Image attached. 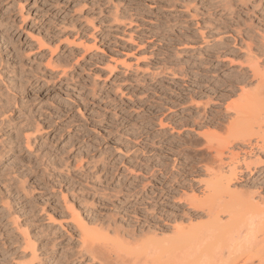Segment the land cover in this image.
<instances>
[{
	"label": "rangeland",
	"instance_id": "rangeland-1",
	"mask_svg": "<svg viewBox=\"0 0 264 264\" xmlns=\"http://www.w3.org/2000/svg\"><path fill=\"white\" fill-rule=\"evenodd\" d=\"M254 65L264 0H0V264L174 260L217 167L264 205V140L215 155Z\"/></svg>",
	"mask_w": 264,
	"mask_h": 264
},
{
	"label": "bare ground",
	"instance_id": "bare-ground-1",
	"mask_svg": "<svg viewBox=\"0 0 264 264\" xmlns=\"http://www.w3.org/2000/svg\"><path fill=\"white\" fill-rule=\"evenodd\" d=\"M255 66L256 65H254V68ZM258 68H255L259 73H257L259 76V80H257V92L251 95L249 93V96L243 94L245 96H242L241 102H233V104L227 107V109L233 111L234 118L230 121L228 120V125L227 127L225 126L228 132V137L225 138L228 140L225 141L224 139L222 145V142H219L220 144H217L218 142L216 143V156L221 154L220 151L222 152V148L228 147L234 142L241 141L244 143L253 136L257 137V139L260 138V140H264V129L262 128L264 127L262 126V124H264V70L261 71ZM256 71L254 72V76H257ZM255 113L256 115H254ZM251 116L257 117V119L251 122ZM214 139L215 137L212 140L214 141ZM205 141H207V139ZM210 141H207V147L209 146V148H211L209 144L211 143ZM256 146L258 147V145ZM245 167L247 168V172H249V165ZM217 168L216 171L209 174L211 177V183H209L210 189L207 192H202L204 195L202 196L203 199L198 201L195 199V201H197L196 206L202 208V210H206L204 211L208 220L200 224L199 227L190 229L186 233H178L175 237L176 239L173 238L172 240L173 244L170 241L173 245L172 250L175 252H172V254H175V259H171L175 261L170 260V258L168 260L167 258V261L164 259L166 262H163V264H264V205H261V203H253L250 200L245 202L234 200V197H230L226 201L223 199L221 200V197L218 196L220 193L218 192V194L216 191L220 188V190L223 189L226 194L231 195L229 184L236 176V169L229 170L230 172L226 175L221 171L222 168ZM192 201H194V199ZM221 214H226L228 216V221L226 223L220 221L219 216ZM237 214H239L238 218L235 217ZM83 232L84 231L81 233ZM84 237H87L86 234H84ZM155 240H153L154 242H152V244L150 242V247H147L148 252L146 249V252H143V257L146 253L149 255L152 253L150 257H152L153 260L149 258L151 261H148L151 264H161V260L163 261V259L160 255H163V252L167 253L168 250L171 249H169V247L168 250L165 248L169 244L167 243L166 246H164L163 242L166 243V241L158 240L159 242L156 241V243ZM90 245H92V241ZM91 247L89 246V249H91ZM90 252H93V248ZM153 255H156L155 258ZM147 256L145 255V259L142 258L143 260L140 261L141 264H150L147 261L149 256ZM94 258L93 256V259ZM135 259L137 258L135 257ZM101 261H99V263ZM101 263L106 264L104 261Z\"/></svg>",
	"mask_w": 264,
	"mask_h": 264
}]
</instances>
